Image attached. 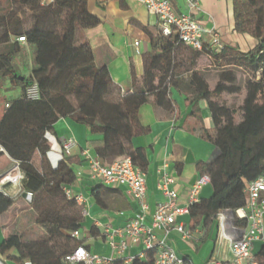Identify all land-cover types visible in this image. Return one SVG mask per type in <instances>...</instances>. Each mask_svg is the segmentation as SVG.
I'll list each match as a JSON object with an SVG mask.
<instances>
[{"label": "trees", "instance_id": "16d2710c", "mask_svg": "<svg viewBox=\"0 0 264 264\" xmlns=\"http://www.w3.org/2000/svg\"><path fill=\"white\" fill-rule=\"evenodd\" d=\"M39 9L40 23L19 34L33 48L29 76L16 73L11 54L0 52V77L20 88V97L5 104L0 119V170L16 162L24 171L23 188L33 196L29 204L32 210L37 215L52 213L55 217L39 225L43 236L35 241L9 236L2 242L0 254L16 250L17 264H64V259L84 244V240L70 236L80 231L81 209L67 200L62 190L75 181L70 159L63 154L55 167L47 160L51 151L48 136L55 137L53 125L70 119L86 126L93 154L102 164L128 157L144 173L148 165L144 151L132 147V139L146 132L138 111L148 103L173 111L170 89L177 85L175 77L182 67L177 54L183 48L191 53V68L199 55H205L219 71L213 88L201 72L192 70L189 78L192 94L187 101L193 116L201 112L195 106L200 101L206 103L213 130L205 132V140L217 152L200 169L201 176L209 177L212 195L190 207L191 229L203 221L208 231L218 213L235 212L245 206L246 184L264 176V0H232L233 31L257 41L247 53L224 47L220 54L210 55L184 47L176 37L150 36L151 53L143 60L141 86L133 80L129 94H122L113 84L105 67L94 65L92 49L80 39L81 31L98 24L87 12L85 0H57L49 7L39 4ZM7 37L0 35V45L7 42ZM237 72L244 74L243 87L238 84ZM34 86L37 98L32 100L27 91ZM242 92L239 110L220 103L224 94ZM36 158L37 167L33 164ZM13 204L14 199L0 191V215ZM257 261L264 264V244ZM112 264L124 263L116 260ZM131 264H154V253L147 252L144 261L135 259ZM184 264L191 262L184 259Z\"/></svg>", "mask_w": 264, "mask_h": 264}, {"label": "crops", "instance_id": "0c3cea01", "mask_svg": "<svg viewBox=\"0 0 264 264\" xmlns=\"http://www.w3.org/2000/svg\"><path fill=\"white\" fill-rule=\"evenodd\" d=\"M169 1L177 15L186 12L183 0ZM39 2L40 0H0V35L8 36L7 42L0 45V52L11 54L13 67H24L27 54L32 58V46L20 43L17 39L20 33L29 31L37 21L42 20ZM85 4L87 12L98 24L81 31L80 39L92 49L94 65L97 68L105 67L113 84L122 94H129L133 80L141 86L143 60L151 53L150 36L159 35L156 20L144 6L134 0H85ZM196 19L203 27L213 28L224 47L247 53L257 44L248 35L233 31L232 0H200V12ZM135 43L138 45L135 46ZM177 60L182 67L175 77L177 85L170 89V98L174 102L173 111H166L152 103L142 106L138 111V118L146 132L132 139V147L143 150L148 163L144 172L146 224H150L156 206L165 201L158 188L163 175L172 181L168 188L178 195V204L183 207L190 187L201 176V167L209 164L217 155L214 147L205 140V132L213 130L206 103L200 101L195 106L201 111L200 115L193 116V108L187 101L192 94L189 80L192 70L202 73L204 65L210 67V59L199 55L191 68V53L183 48L178 52ZM30 72L16 70L21 77H28ZM204 78L209 85L205 76ZM53 131L55 137L48 136L51 151L47 155L52 167L64 158L61 142L70 139L77 144L69 157L75 174V181L69 187L74 195H80L84 199L83 206H79L83 218L79 232L86 250L101 257L136 258L144 261L146 253L141 246H130L116 256L103 235L105 226L123 229L141 213V208L140 203L128 194L126 188L105 187L90 177L88 164L81 155L82 150L89 149L95 156L90 146L92 137L89 129L70 119H61L53 125ZM0 191L14 199L13 206L0 215V246L11 235L20 236L24 242L35 241L43 236L39 225L52 222L55 216L52 213L37 215L23 199L22 194L29 193V190L23 188L18 193L15 188H1ZM211 195L212 187L208 184L201 189L199 200H207ZM177 220L193 235L191 240H183L173 233L166 238L167 247L179 259H188L191 264H215L230 260L229 245L218 241L216 220L208 231L203 221L191 229L192 220L189 215ZM205 233L206 239L203 241ZM158 235L161 237L160 232ZM260 249L261 245H256L252 250L256 263ZM17 256L14 249L0 254V264H17L14 260ZM21 264L31 263L23 261Z\"/></svg>", "mask_w": 264, "mask_h": 264}, {"label": "built area", "instance_id": "2783aa9c", "mask_svg": "<svg viewBox=\"0 0 264 264\" xmlns=\"http://www.w3.org/2000/svg\"><path fill=\"white\" fill-rule=\"evenodd\" d=\"M56 1L40 0L39 4L41 7H49ZM134 1L144 6L148 14L155 18L162 37H176L184 47L196 52H206L210 55L222 52L224 46L216 31L213 28L203 27L196 19V15L200 12V0H183L186 12L181 15L173 11L169 0ZM17 41L25 43L24 38H18ZM27 93L34 97L32 100L37 98L35 86ZM61 148L64 156L70 157L77 148V144L70 139L64 140L61 142ZM0 152H3L1 148ZM81 155L88 164L90 177L93 180L109 188L124 187L128 194L140 203L141 213L129 221L123 229L104 227L103 235L114 255H121L130 246H141L143 252L154 253V264H184V260L179 259L167 247L166 238L172 233L179 235L183 240L193 238L192 233L177 219L189 215L190 207L200 201L199 193L204 186L210 183L209 177L202 175L196 180L188 191L185 205L181 207L178 204V195L168 188L172 181L163 175L158 188L165 201L156 206L150 224H146L145 175L132 165L130 158L121 157L110 164L102 165L89 149L82 150ZM13 163L20 172L18 164L14 161ZM23 178L17 179L13 184L20 182ZM3 185H0V190ZM62 190L67 200L83 206L82 196L74 195L70 187ZM244 194L246 202L243 208L235 212L223 210L215 218L218 227V241L227 242L231 254L229 261L215 264H257L252 256V250L256 245L264 244V176L246 184ZM22 195L24 201L30 204L32 194L23 193ZM159 232L161 237L158 235ZM70 236L77 241L83 240L80 232H73ZM116 239H118L117 242ZM135 259L93 255L82 245L64 259V264H112L116 260L131 264Z\"/></svg>", "mask_w": 264, "mask_h": 264}, {"label": "rangeland", "instance_id": "374dc122", "mask_svg": "<svg viewBox=\"0 0 264 264\" xmlns=\"http://www.w3.org/2000/svg\"><path fill=\"white\" fill-rule=\"evenodd\" d=\"M24 59H25L24 62H23L24 63V67H18V66L15 67L14 66L13 67L14 70L16 69V70H19L20 72H23V71L29 72V71H31V62L33 61V55H32V58H31V56L29 57L28 54H27L26 58H24ZM15 65H17V63H15ZM209 66L210 67H206L204 65V67H203L204 69H203L202 73L206 77V80H208L209 87L213 88L215 86V84H216V81H217L218 72L215 71L217 69L213 67L211 61H210V65ZM237 78H238V82H239L238 84L241 87H243L244 80H245L244 74L242 72H237ZM19 97H20V88L12 86L10 84L8 78L0 77V119H1L2 115L5 112V108H6L5 104L12 102L13 100H15V99H17ZM27 97L29 99L30 98L31 99L34 98V97L29 96V94H28ZM243 97H244V92H242L239 95H226V94H224L221 97L220 103H223L229 109L239 110V108L242 105ZM237 119L238 120L240 119V113H238ZM38 162H39V159L36 158L34 160V163H33L34 166L37 167ZM13 167H16V166L12 162L7 168H5L4 170H0V176H2L5 173H7ZM19 170H20V172L18 171V175L16 176L17 178L12 179L10 182H8L6 185H3L1 188H5V189L15 188L16 191H18V193H21V191L23 190V187H24V180H21L20 182L13 184L17 179L22 178V176H23V173H21V172H24V171H22L21 168H19ZM48 214H50V213H48ZM48 216H49V218H51L50 215H48Z\"/></svg>", "mask_w": 264, "mask_h": 264}, {"label": "bare ground", "instance_id": "6f19581e", "mask_svg": "<svg viewBox=\"0 0 264 264\" xmlns=\"http://www.w3.org/2000/svg\"><path fill=\"white\" fill-rule=\"evenodd\" d=\"M17 175H18V170H17L16 167H13L7 173H5L4 175L0 176V185L7 184L12 179L17 178L16 177ZM22 178H23V176H22Z\"/></svg>", "mask_w": 264, "mask_h": 264}]
</instances>
